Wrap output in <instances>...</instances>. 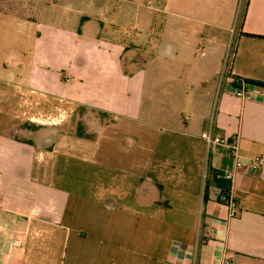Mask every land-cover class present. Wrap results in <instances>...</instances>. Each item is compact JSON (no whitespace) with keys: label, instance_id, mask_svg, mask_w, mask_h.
<instances>
[{"label":"crops","instance_id":"crops-1","mask_svg":"<svg viewBox=\"0 0 264 264\" xmlns=\"http://www.w3.org/2000/svg\"><path fill=\"white\" fill-rule=\"evenodd\" d=\"M143 1L0 0V264H264V0Z\"/></svg>","mask_w":264,"mask_h":264},{"label":"built area","instance_id":"built-area-1","mask_svg":"<svg viewBox=\"0 0 264 264\" xmlns=\"http://www.w3.org/2000/svg\"><path fill=\"white\" fill-rule=\"evenodd\" d=\"M243 1V0H241ZM241 78L234 77L232 74V53L229 52L225 60L223 70L220 74V86L224 93H228L240 100H245L256 92L264 91V88L251 85L245 82ZM257 94V93H256ZM202 139L209 146H223L234 159V169L230 172H226L225 177L229 180H234L237 171H240L244 167H247L251 172L258 173L264 166V158L262 156H256L250 159H243L240 155L239 140L237 137L229 140L225 137L218 136L212 130L203 132ZM220 201L226 203L233 210L236 207L234 201L227 195L220 197ZM16 247H21L22 242L15 241ZM220 264H233L230 258H225Z\"/></svg>","mask_w":264,"mask_h":264},{"label":"rangeland","instance_id":"rangeland-1","mask_svg":"<svg viewBox=\"0 0 264 264\" xmlns=\"http://www.w3.org/2000/svg\"><path fill=\"white\" fill-rule=\"evenodd\" d=\"M36 1L37 0H34L35 4H36ZM147 1L148 0H144L143 4L146 5ZM31 2H32V0H31ZM57 9L59 10V12H55L56 16L52 17L51 20L52 21H57L58 20V16H59V19H60L59 22L63 23V21H62L63 18L60 17V16L62 15L61 13L65 12V11L61 10V8H58V7H57ZM6 36L11 40V42H14V43H21L22 42V40H20L18 38V33H16L15 31H11V34L7 35V29H3L2 34L0 35V46L2 45L3 40L6 38ZM17 38H18V40H17ZM22 47L28 48L29 46L27 44L26 45L22 44ZM11 63H13V62H11ZM28 63H29V56L27 55L25 58L23 57V60L19 61V66L18 67L20 69H22L24 67V65L26 66ZM12 66L14 68H17V66L14 65V64H12ZM38 131H39V133H42V132L45 133V129L39 128ZM16 184H19V183H16ZM8 207H10V206H6L5 204L0 203V217H4V216L14 217V216H12V215H10L8 213H4L2 211V208H8Z\"/></svg>","mask_w":264,"mask_h":264},{"label":"trees","instance_id":"trees-1","mask_svg":"<svg viewBox=\"0 0 264 264\" xmlns=\"http://www.w3.org/2000/svg\"><path fill=\"white\" fill-rule=\"evenodd\" d=\"M246 83H249V84H251V85H254V86H258V87H262V88H264V84H262V83H260V82H255V81H245ZM77 135L79 136V137H81V138H91V136L90 135H85L84 134V128H83V126H82V124L81 123H79V125H78V128H77Z\"/></svg>","mask_w":264,"mask_h":264}]
</instances>
